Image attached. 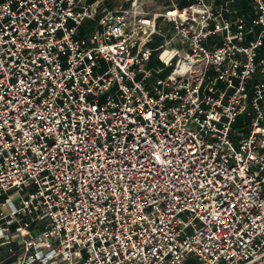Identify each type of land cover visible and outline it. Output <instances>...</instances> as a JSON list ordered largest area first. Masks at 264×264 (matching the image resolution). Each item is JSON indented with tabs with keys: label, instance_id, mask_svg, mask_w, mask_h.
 I'll use <instances>...</instances> for the list:
<instances>
[{
	"label": "built area",
	"instance_id": "obj_1",
	"mask_svg": "<svg viewBox=\"0 0 264 264\" xmlns=\"http://www.w3.org/2000/svg\"><path fill=\"white\" fill-rule=\"evenodd\" d=\"M87 1H0V249L264 264V0Z\"/></svg>",
	"mask_w": 264,
	"mask_h": 264
},
{
	"label": "crops",
	"instance_id": "obj_2",
	"mask_svg": "<svg viewBox=\"0 0 264 264\" xmlns=\"http://www.w3.org/2000/svg\"><path fill=\"white\" fill-rule=\"evenodd\" d=\"M1 2L3 1H6V0H0ZM97 1V0H95ZM115 0H106V3L109 7L111 8H114V7H117V6H121L123 5V3L125 2H128L130 0H118L121 2V4L119 3V5H115V6H112L111 5V2H113ZM188 2L187 4L189 5L193 0H170V2H174L176 4V6H179L181 7L182 6V3L183 2ZM224 2H227V0H222ZM229 1V0H228ZM252 1V0H251ZM123 2V3H122ZM88 4H92L90 2V0L87 1ZM94 3V2H93ZM164 2H162L161 0H146V11H149V12H162L164 11V9H166L167 7L171 8L172 5L170 4L169 6H162ZM253 5V4H252ZM186 7V6H184ZM236 8V7H235ZM238 9V8H236ZM239 10V9H238ZM241 13H243L244 15H246L247 13L245 12H242L241 10H239ZM253 11V10H252ZM248 17H252V14H248L246 15ZM163 25V24H162ZM1 242V241H0ZM18 243H14L12 246L14 247H18ZM9 249H7V247H4L3 249H0V263L2 264H12V262H15L16 260L19 261V257H11L10 254H9ZM14 264V263H13Z\"/></svg>",
	"mask_w": 264,
	"mask_h": 264
},
{
	"label": "trees",
	"instance_id": "obj_3",
	"mask_svg": "<svg viewBox=\"0 0 264 264\" xmlns=\"http://www.w3.org/2000/svg\"><path fill=\"white\" fill-rule=\"evenodd\" d=\"M194 1V0H193ZM192 1V2H193ZM91 3L95 2V0H90ZM188 2H183L181 7L187 6ZM236 8H238L239 10H241L242 12L247 13L246 15H250L252 14V10H253V5H252V1L251 0H236V3L234 5ZM87 29V27L85 28ZM160 44V43H159ZM159 44L155 45L158 46ZM262 55L264 56V48L262 49ZM164 59H161L160 57H153L152 62H151V66H156V65H160V66H165V63L163 62ZM166 75V73H163L161 75V77H164ZM187 264H199L197 261L195 260H191V261H186Z\"/></svg>",
	"mask_w": 264,
	"mask_h": 264
},
{
	"label": "rangeland",
	"instance_id": "obj_4",
	"mask_svg": "<svg viewBox=\"0 0 264 264\" xmlns=\"http://www.w3.org/2000/svg\"><path fill=\"white\" fill-rule=\"evenodd\" d=\"M162 2H164V3H162L163 5L162 6H169L170 4H171V2H170V0H161ZM119 3L121 4V2L120 1H118V0H115V1H113V2H111V5L112 6H115V5H119ZM123 3V2H122ZM127 4H129L128 2H124L123 3V5H127ZM172 32L170 31V36L168 37V38H171L172 37ZM179 43L176 41V40H172V42H171V45L169 46V48H165V49H167V51H170L171 49H174V48H177V46L179 47V45H178ZM159 53L160 52H157L156 53V56L158 57L159 56ZM169 72V70H167L166 71V73H168ZM5 200V199H4ZM192 259H189L188 261H191ZM185 264H187V262L185 263Z\"/></svg>",
	"mask_w": 264,
	"mask_h": 264
}]
</instances>
